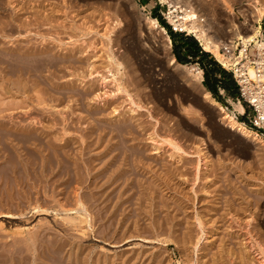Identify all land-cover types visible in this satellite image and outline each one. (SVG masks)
<instances>
[{
    "label": "rangeland",
    "instance_id": "1",
    "mask_svg": "<svg viewBox=\"0 0 264 264\" xmlns=\"http://www.w3.org/2000/svg\"><path fill=\"white\" fill-rule=\"evenodd\" d=\"M185 1L0 0V61L16 47L20 54L42 49L40 54L49 59L37 72L22 69L21 76L10 74L0 62V129L20 122L10 118L13 111L22 117L21 124L47 131L56 144L53 149L60 150L59 143L68 139L71 156L83 163L85 185L94 180L96 169L102 170L99 185L116 171L123 177L133 173L128 175L131 185L121 179L98 189H112L114 197L124 190L132 204L119 206L109 221L106 214L114 210L116 198L100 218L87 202L93 226L84 235L81 227L64 220L80 217L75 210L65 211L76 208L72 197L68 203L61 187L42 188L48 166L45 176L39 160L36 175L19 174L21 182L39 183L40 192L31 190L29 201L22 187L20 191L11 179L10 188L6 184L3 167L10 164L0 160V244L8 242L9 248L14 238L43 231L34 250L20 244V250L10 247L9 253L1 244L6 261L12 254L13 264H58L60 257L51 256L48 247L59 242L64 245L63 264H264V148L230 129L218 107L202 97L207 90L204 74L198 83L171 63L174 57L203 72L197 62L176 59L179 40L173 41L163 18L168 6L184 9ZM190 1L210 5L204 23L209 28L218 20L223 26L220 34L210 30L218 41L226 39L234 22L249 27L254 20L255 0ZM147 16L157 18L166 33L151 27ZM183 35L198 41L194 34ZM27 52L23 55H32ZM232 101L218 102L231 111ZM237 116L247 122V115ZM83 146L89 148L81 156ZM81 158L96 159L92 173ZM6 187L15 192L12 201ZM83 193L91 191L85 188ZM16 198L21 199L18 208ZM37 205L42 211L34 210Z\"/></svg>",
    "mask_w": 264,
    "mask_h": 264
},
{
    "label": "bare ground",
    "instance_id": "2",
    "mask_svg": "<svg viewBox=\"0 0 264 264\" xmlns=\"http://www.w3.org/2000/svg\"><path fill=\"white\" fill-rule=\"evenodd\" d=\"M203 1V0H202ZM197 2V1H196ZM199 2V1H198ZM185 5L187 6L186 8H182L183 6L179 7L180 10L183 13L182 16V20H183V24H182V30L183 31H187L191 34H194V36L197 38V40L199 41L200 45L203 47V49L207 52H210L214 55V57L217 59V61L219 63H222V65L224 66V68H228L230 66V61L228 60V58H226L225 54L221 51L222 48V42L225 40L223 39L222 41H218L214 38V36H212L210 34V30L214 29L213 31H216L217 33H219L222 30L223 26H219V22L217 20V22H214V24H212V26H208L209 28H207L206 24L204 23L206 20L203 18V15H205V12L208 8H211L209 4L206 3H201L199 2L198 5L195 6V4L191 3L190 0H186L185 1ZM253 7V12L251 14V17L253 21H251L252 23L250 24L249 27H245V24H241V25H237L234 22V29L232 28L231 31H225V35L226 40L227 39H237L242 41V43L244 45H247L248 43L252 42V41H256V38L258 37V35L260 34V30L261 28V23L264 20V0H255L252 4ZM215 9V8H214ZM212 10V9H211ZM210 10V11H211ZM209 11V10H207ZM203 12V13H201ZM210 15V14H209ZM228 15V14H227ZM210 17V16H209ZM229 18V17H228ZM207 19V18H206ZM217 19V18H216ZM211 20V19H210ZM215 20V19H214ZM212 20V21H214ZM211 21V23H212ZM147 22L148 24L155 28V29H159L160 31H163L164 34L166 33V29L163 26L159 25V21L157 18L154 17H150L147 16ZM230 27V26H229ZM211 28V29H210ZM223 31V30H222ZM224 32V31H223ZM230 32H232L233 34L228 35ZM220 34V33H219ZM223 34V33H222ZM168 38V42L169 44H171V39L169 38V36H167ZM32 48V46H31ZM22 49V48H21ZM36 49V48H35ZM2 50V49H1ZM26 50V48H25ZM30 50V49H28ZM32 50V49H31ZM26 51L27 54L30 53L32 55H23V53L20 54V50H18V48L16 47L15 49H11L10 51L13 52H9L10 54H8V56H5L3 53V61H0L1 63H5L6 66L5 67H9L8 68V72L12 75H18L19 73H21L22 69H26L28 71V73H32V72H37L39 71L43 65L47 63V61H49V59L47 57H45L43 54L42 49H40V52L38 53L37 51ZM9 51V50H8ZM19 51V53H18ZM26 52L24 54H26ZM2 55H0L1 57ZM48 56V55H47ZM53 56V55H52ZM55 58V57H54ZM2 60V59H1ZM51 61V60H50ZM171 63L172 64H176V66H180L183 70H185L187 73H189L190 75H193V77L195 78V80L198 83H201L202 79H203V72L200 71L199 69H196L194 67H190L186 64H180L178 62H176V60L174 59V57L171 58ZM3 65V64H2ZM7 69V68H5ZM19 69V70H18ZM250 69V73H252V69ZM4 70V69H3ZM18 70V71H17ZM26 71V72H27ZM19 72V73H18ZM194 72V73H193ZM21 76V74H19ZM32 79V78H31ZM15 82V81H14ZM15 87V86H14ZM18 87V86H17ZM18 89V88H17ZM205 93V92H204ZM204 98L206 99H210V101L212 102V104H214L215 106L218 107L219 111H221V113H223V118L226 120L227 126L232 129L235 130L239 133H241L243 136H245L246 138H249L251 141H253L255 144H257L259 147H263L264 148V138L254 129L250 128L246 123L242 122L241 120L238 119L237 115H241L243 113H245V107L244 105L239 102L238 100L236 101H232V106L233 109L231 111L227 110L223 105H221L218 101H216L215 99L211 98V95L209 92H206L204 95ZM35 99V98H34ZM37 99V98H36ZM14 103V102H13ZM8 104V103H7ZM18 106V105H17ZM39 106V105H38ZM1 107V106H0ZM16 108V107H15ZM20 108V107H19ZM32 108V107H31ZM11 109V108H10ZM17 110V109H16ZM8 111V110H7ZM15 111V110H14ZM3 112V111H2ZM13 111H9V116L10 118L13 120H18V118L20 119V122L15 123L14 125H11L10 127L8 126V129H0V160H2L5 163H9L10 165L7 167L6 165L4 166L3 164V172H5L6 174V178H8L6 184L10 183V179L13 181H11L15 186H17V188L22 187L21 189H23L26 193L25 198L27 200L30 201V199L32 198V193L35 192V194H38L40 192V190L38 189L39 187V183L36 184L35 181L30 183L28 182H21V180L19 179L20 175L19 174H23L26 175L27 177L30 175H36L37 169L36 166L38 165V160L40 161V165H41V170L40 173L46 172V167L49 171H47L46 177V183L44 182V185H41L42 188L46 191L47 187H51V188H57V187H61V193H67L66 195V201L68 203L70 200V196L72 197V201H74L73 203H71V205H73V208L76 207L75 209H65V211H73L76 214H79L80 217H70L67 216L64 220L67 221V224H72L74 227H81V231L84 235H86L85 231L88 230V225L89 226H93L92 225V218L91 214L89 213V207L87 206V202H89V204L93 207V209L96 208V217H105L104 214L101 213V210L103 211L105 208L109 210V203H114V198H116L114 206L112 212L110 213V215L106 214V218H108V220H112L116 217V213H117V208H119V206H123L124 203H131L130 202V196L124 197L123 196V191L124 190H120L122 191V193L120 192L119 195L117 196H112L113 190H109L107 192V194L105 195L106 192H103L102 190H98L101 188V186H103V184L110 182L111 185H115V183L117 184L121 179H123V181H127L129 183V177H131L133 175V173H130L126 176L123 177V175H121V173H117V171L114 173V177L112 176L111 180H110V176H109V180L107 182H104L102 184L99 185L100 180L102 179L101 177V172L102 170H98L96 169V173H93L92 177L89 175V177H91V179L93 178L94 180L91 181L90 183L86 184V179L83 178L82 176V170L84 167H82V164L80 165L77 162V159L74 158L73 156H71L72 153H70V151L72 150V148L69 146V140L66 139L64 140V142H62L61 144L59 143V145L57 147H60V150H57L56 148L53 149L52 147H56L55 142H53L52 139H50V137L48 136V132L45 130H42L41 132H38V129L30 124L24 125L21 124V122L23 120L22 117H20V115L17 112L12 113ZM21 112V111H20ZM8 115V114H7ZM24 117V116H23ZM9 121V120H8ZM68 121V120H67ZM11 123V122H10ZM62 128V127H61ZM119 130V129H118ZM40 131V130H39ZM123 131V130H122ZM121 131V132H122ZM102 132V131H101ZM42 134L44 137H42L40 134ZM49 137V138H48ZM74 139V138H73ZM71 142V141H70ZM57 143V142H56ZM77 143V141H76ZM80 144V143H79ZM85 146V145H84ZM81 147L80 149V155L82 156L85 152H83L85 150V148H89V147ZM51 148L53 149L51 152ZM78 150V149H77ZM90 150V149H89ZM44 151H47L48 153H44ZM39 152V153H38ZM73 157L76 160H73V162H70L68 159ZM83 161H85L84 165L86 164L87 167V172L88 174L92 173L93 170H95V161L96 159L94 158H81ZM114 159V158H113ZM126 160V159H125ZM80 162V161H79ZM107 162V161H106ZM104 164V163H103ZM83 165V166H84ZM105 165V164H104ZM19 166H21V168H19ZM39 166V165H38ZM128 166V165H127ZM121 167V166H120ZM108 168V167H107ZM19 169H22L21 171ZM100 169V167H99ZM103 169V168H101ZM106 169V168H105ZM129 169V168H128ZM86 170V169H85ZM117 170V169H116ZM135 170V169H134ZM106 171V170H105ZM1 172V170H0ZM87 174V173H86ZM87 174V175H88ZM19 175V176H18ZM107 175V174H106ZM131 175V176H130ZM101 176V177H100ZM3 177V176H2ZM1 177V178H2ZM11 177V178H10ZM23 177V176H22ZM138 177V176H137ZM5 177H3L4 179ZM32 178V177H31ZM30 178V180H32ZM38 178V177H37ZM132 178V177H131ZM135 178V177H134ZM22 179V178H21ZM26 179V177H25ZM28 179V178H27ZM105 179V178H104ZM39 180V179H38ZM2 181V180H0ZM28 181V180H26ZM40 181V180H39ZM155 181V180H154ZM121 182V181H120ZM119 182V183H120ZM124 182V184H125ZM126 182V183H127ZM138 182V181H137ZM40 183H42L40 181ZM123 183V182H122ZM131 183V182H130ZM129 183V184H130ZM135 183V182H134ZM141 183V182H138ZM167 183V182H166ZM25 184V185H24ZM49 184V185H48ZM104 184V185H105ZM11 185V184H10ZM13 185V186H14ZM24 187H23V186ZM121 185V184H120ZM128 185V184H127ZM131 185V184H130ZM141 185V184H140ZM25 186H28L27 189H25ZM38 186V187H37ZM123 186V184H122ZM126 186V185H125ZM133 186V185H132ZM106 187V186H104ZM119 187V186H118ZM134 187V186H133ZM10 188V186H9ZM12 188V185H11ZM15 188V187H14ZM14 188H12L11 190H13ZM89 189L91 191V193L89 195H85L83 193L84 189ZM122 188V187H121ZM6 189L9 191L8 187H6ZM20 189V191H21ZM128 189V188H127ZM131 189V188H129ZM133 189V188H132ZM16 190V189H15ZM31 190H35L34 192L31 193ZM60 190V188H59ZM17 191V190H16ZM54 192V189H53ZM85 192V191H84ZM117 192V191H116ZM125 192V191H124ZM4 193V192H3ZM10 196L11 201L13 200V194H15V192H7ZM18 193H20L18 191ZM17 193V194H18ZM24 193V192H23ZM47 193V192H46ZM88 193V192H87ZM42 194V193H41ZM114 194V193H113ZM128 194V193H125ZM124 194V195H125ZM40 195V194H39ZM43 195V194H42ZM143 195V194H142ZM154 195V194H153ZM18 196V195H17ZM21 196V195H20ZM24 196V195H23ZM55 195H53L54 198ZM134 196V195H133ZM36 197V196H35ZM60 197V196H59ZM16 205L17 208L20 207V200L19 198H16ZM15 199V200H16ZM33 199V198H32ZM38 199V198H37ZM36 199V200H37ZM50 199V198H49ZM56 199V197H55ZM35 200V201H36ZM57 203L60 204V207L64 208V204L63 202L61 203L60 200L56 199ZM65 200V199H64ZM137 200H141V198H138ZM9 201V199H8ZM34 201V200H33ZM55 201V200H54ZM134 201V200H133ZM25 202V201H23ZM66 202V203H67ZM142 202V201H141ZM65 203V204H66ZM140 203V202H139ZM165 203V202H164ZM22 204V203H21ZM27 204V203H26ZM25 204V205H26ZM30 204V203H29ZM130 204V205H131ZM24 205V206H25ZM102 205V206H100ZM128 205V206H130ZM8 206V205H7ZM23 206V205H22ZM112 206V204H111ZM127 206V205H126ZM139 206V205H138ZM181 206V205H180ZM43 207V206H42ZM56 207V206H54ZM125 207V206H124ZM166 207V206H165ZM7 208V207H6ZM52 208V207H51ZM59 208V207H58ZM72 208V207H71ZM164 208V206H163ZM123 209V207H122ZM156 209V208H155ZM6 210V209H5ZM19 210L21 211V209L19 208ZM24 210V209H22ZM35 211H42V208L39 207L38 205L34 208ZM43 210H47V209H43ZM56 210V209H55ZM111 210V209H110ZM109 210V211H110ZM133 210V209H132ZM139 210V209H138ZM9 211V210H8ZM16 211V210H15ZM82 211V212H81ZM131 211V210H130ZM160 211V210H159ZM170 211V210H169ZM92 212V211H91ZM124 212V211H123ZM126 212V211H125ZM124 212V213H125ZM132 212V211H131ZM135 212V211H134ZM21 213V212H20ZM60 213V212H59ZM121 213V212H119ZM130 213V212H129ZM153 213V212H152ZM155 213V212H154ZM118 214V213H117ZM179 214V213H178ZM257 214V212H256ZM255 214V215H256ZM122 215V213H121ZM94 216V218L96 219V217ZM129 216H132L129 215ZM134 216V215H133ZM159 216V215H158ZM175 216V215H174ZM121 217V216H120ZM177 217V216H176ZM98 218V219H99ZM105 219V218H104ZM129 219V218H128ZM131 219V217H130ZM138 219V218H137ZM179 219V218H178ZM109 220V221H110ZM170 220V219H169ZM128 221V220H127ZM119 222V221H118ZM124 222V221H123ZM138 222V221H136ZM135 222V223H136ZM157 222V221H156ZM161 222V221H160ZM140 223V221H139ZM168 223V221H167ZM170 223V222H169ZM162 224V223H161ZM200 224L203 225L202 221H200ZM132 225V224H131ZM181 225V224H180ZM137 226V225H136ZM164 226V225H163ZM138 227V226H137ZM136 230V229H135ZM159 230V229H158ZM30 231V230H29ZM45 231V230H44ZM43 231H41L39 234L37 235L38 232H30V235L27 237L26 235L24 236V238L18 239V238H14L12 240V242H10V244H8L10 247L14 248L17 250V248L20 250V248L22 247V245L20 244H25L26 247L28 248V250L32 249L34 250L35 245L39 241V238L41 237ZM105 232V231H104ZM26 233V232H25ZM27 234V233H26ZM29 234V233H28ZM124 234V233H123ZM141 234V233H140ZM48 235V234H47ZM45 236V235H44ZM124 236V235H123ZM137 236V235H136ZM127 237V236H126ZM48 238V237H47ZM106 238V237H105ZM185 238V237H184ZM43 240V239H42ZM48 240V239H47ZM119 241V240H118ZM189 241V240H188ZM47 242V241H46ZM8 242H6L5 244L1 242L2 244V250L3 251H7L9 250V248H7ZM51 245L48 247V252H50L51 256L52 254H57L56 256H59L60 258L56 259V261H58V264H63V262L60 261V259L62 258V249H64V245H60V243H53L50 242ZM64 243V242H63ZM62 243V244H63ZM0 244V245H1ZM65 244V243H64ZM48 245V244H47ZM69 246V245H68ZM67 247V246H66ZM186 248V247H185ZM1 249V247H0ZM15 250V251H16ZM23 250V249H22ZM10 251V250H9ZM7 251V252H9ZM14 251V250H12ZM18 251V250H17ZM36 251V250H35ZM21 252V251H20ZM10 253V252H9ZM13 253V252H12ZM19 253V252H18ZM9 255V254H8ZM7 255V256H8ZM15 255V254H14ZM22 255V254H21ZM20 255V256H21ZM49 255V254H48ZM11 258L8 259L9 261H6L4 258V254L3 252L0 253V264H13L14 263V256L11 254L10 255ZM13 256V257H12ZM18 256V255H17ZM41 256V255H40ZM132 256V255H131ZM23 257V256H22ZM39 257V256H38ZM54 257V256H53ZM19 258V257H18ZM34 258V257H33ZM23 259V258H22ZM138 259V258H137ZM245 259V256H244ZM21 260V259H20ZM40 260V259H39ZM44 260V259H43ZM48 260V259H46ZM19 261V260H18ZM55 261V262H56ZM81 261V260H80ZM139 261V260H138ZM22 262V260H21ZM69 262V261H68ZM244 262V261H243ZM23 263V262H22ZM53 263V260H52ZM246 263V262H245ZM21 264V263H20ZM39 264V263H38ZM65 264V263H64ZM69 264V263H68ZM140 264V263H139Z\"/></svg>",
    "mask_w": 264,
    "mask_h": 264
},
{
    "label": "built area",
    "instance_id": "3",
    "mask_svg": "<svg viewBox=\"0 0 264 264\" xmlns=\"http://www.w3.org/2000/svg\"><path fill=\"white\" fill-rule=\"evenodd\" d=\"M183 13L179 6L172 5L167 7L163 18L169 23L174 33L190 34L182 30ZM221 51L230 61V66L226 69L230 73L238 86V98L245 107L247 115L246 124L256 130L264 138V31L256 41L244 45L237 39H225L222 42ZM252 73H250V69Z\"/></svg>",
    "mask_w": 264,
    "mask_h": 264
},
{
    "label": "trees",
    "instance_id": "4",
    "mask_svg": "<svg viewBox=\"0 0 264 264\" xmlns=\"http://www.w3.org/2000/svg\"><path fill=\"white\" fill-rule=\"evenodd\" d=\"M170 32L173 41L179 40L178 45L174 48L176 59L181 63H189L191 61L199 63L204 74V85L210 94L220 102H223L224 98L237 100L238 86L232 73L222 68L208 52L203 51L198 41L193 37L173 33L171 29Z\"/></svg>",
    "mask_w": 264,
    "mask_h": 264
},
{
    "label": "water",
    "instance_id": "5",
    "mask_svg": "<svg viewBox=\"0 0 264 264\" xmlns=\"http://www.w3.org/2000/svg\"><path fill=\"white\" fill-rule=\"evenodd\" d=\"M206 92H209V91H208V90H206ZM206 92H205V93H206ZM205 93L202 95V97H203V98H204V95H205ZM212 99H213V98H212Z\"/></svg>",
    "mask_w": 264,
    "mask_h": 264
},
{
    "label": "crops",
    "instance_id": "6",
    "mask_svg": "<svg viewBox=\"0 0 264 264\" xmlns=\"http://www.w3.org/2000/svg\"><path fill=\"white\" fill-rule=\"evenodd\" d=\"M261 28H262V23H261Z\"/></svg>",
    "mask_w": 264,
    "mask_h": 264
}]
</instances>
